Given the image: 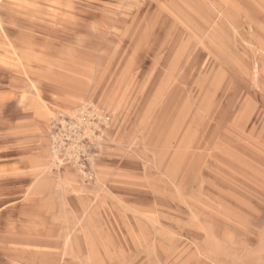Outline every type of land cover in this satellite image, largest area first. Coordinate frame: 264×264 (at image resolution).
<instances>
[{"label":"rangeland","instance_id":"obj_1","mask_svg":"<svg viewBox=\"0 0 264 264\" xmlns=\"http://www.w3.org/2000/svg\"><path fill=\"white\" fill-rule=\"evenodd\" d=\"M0 22V264H264V0Z\"/></svg>","mask_w":264,"mask_h":264},{"label":"bare ground","instance_id":"obj_2","mask_svg":"<svg viewBox=\"0 0 264 264\" xmlns=\"http://www.w3.org/2000/svg\"><path fill=\"white\" fill-rule=\"evenodd\" d=\"M219 13H222V12H220L219 11ZM200 14V13H199ZM198 14V15H199ZM224 18L226 19V21L229 23V24H231V21H230V16H229V14H227V15H225L224 16ZM206 23V25H207V28L208 29H213V28H216V24H214V25H209V23H207V22H205ZM0 25H1V22H0ZM214 38L213 39H215V41H217L220 45H221V47H224L225 46V43H224V41L222 40V39H220L219 38V36H217V35H214L213 36ZM261 51H262V53L264 54V47L261 49ZM255 55V54H254ZM259 72H260V68H259V66H257L256 65V67H255V78H258V76H259ZM219 86V85H218ZM31 89L32 90H36L37 91V87L33 84L32 85V87H31ZM28 94L29 93H26L25 95H23L22 96V99H21V104H26V102H27V100H28ZM40 96L38 95L37 96V99H35L34 101H33V103H34V106L36 107V109L38 110V111H40V112H42V113H44V111H45V108L43 107V106H41V102H40ZM20 104V103H19ZM192 109V108H191ZM93 112H95L96 113V115L97 116H100L101 117V115H102V113L99 111V110H97L96 108H94V110H93ZM99 112V113H98ZM119 112V111H118ZM101 114V115H100ZM77 118V117H76ZM208 119V118H207ZM105 120V119H104ZM100 121H102L101 119H100ZM210 121V120H209ZM180 127V126H179ZM171 128V127H170ZM168 130V129H167ZM167 130H165V131H167ZM109 132V131H108ZM165 137V136H164ZM54 140L55 141H57V138L55 137L54 138ZM61 142V141H60ZM163 145V144H162ZM72 147H74V146H72ZM60 148V147H59ZM74 149V148H73ZM76 149V148H75ZM74 149V150H75ZM76 155V154H75ZM78 158V157H77ZM54 159L55 160H58V147L56 146V147H54ZM59 161V160H58ZM77 161H78V159H77ZM155 165V164H154ZM82 172V171H81ZM218 187V186H217ZM219 189V188H218ZM219 193V192H218ZM195 202V201H194ZM118 203V202H117ZM114 213H115V211H114ZM142 213V212H141ZM224 218V217H223ZM154 219V218H153ZM226 231V230H225ZM101 234V233H100ZM225 234V233H224ZM229 234V236H230V233H228ZM228 236V237H229ZM231 237H233V236H230V238ZM176 238V237H175ZM229 238V239H230ZM231 241V240H230ZM26 248V247H25ZM32 249V248H31ZM181 251V250H180ZM207 258V257H206ZM213 264V263H212Z\"/></svg>","mask_w":264,"mask_h":264}]
</instances>
